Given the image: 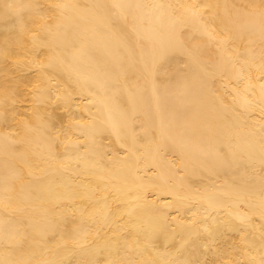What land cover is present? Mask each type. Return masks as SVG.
<instances>
[{
  "label": "bare ground",
  "instance_id": "obj_1",
  "mask_svg": "<svg viewBox=\"0 0 264 264\" xmlns=\"http://www.w3.org/2000/svg\"><path fill=\"white\" fill-rule=\"evenodd\" d=\"M0 264H264V0H0Z\"/></svg>",
  "mask_w": 264,
  "mask_h": 264
}]
</instances>
